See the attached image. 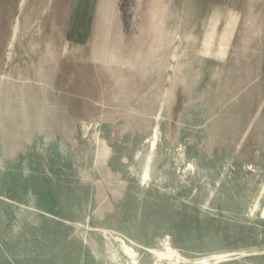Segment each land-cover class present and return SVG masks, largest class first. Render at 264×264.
I'll list each match as a JSON object with an SVG mask.
<instances>
[{
  "label": "rangeland",
  "instance_id": "obj_1",
  "mask_svg": "<svg viewBox=\"0 0 264 264\" xmlns=\"http://www.w3.org/2000/svg\"><path fill=\"white\" fill-rule=\"evenodd\" d=\"M76 1L0 0V264H264V44L91 0V65L55 61Z\"/></svg>",
  "mask_w": 264,
  "mask_h": 264
},
{
  "label": "crops",
  "instance_id": "obj_2",
  "mask_svg": "<svg viewBox=\"0 0 264 264\" xmlns=\"http://www.w3.org/2000/svg\"><path fill=\"white\" fill-rule=\"evenodd\" d=\"M99 16L100 20L103 19L105 23L108 18L112 15V3L113 0H100ZM210 1L215 7L211 9L214 15L205 22V26L199 25L201 29H214L215 44H247L250 46L264 44V0H207ZM201 2V1H200ZM75 10L72 11L71 19L76 22V25L71 27L75 33L81 34L83 38L77 39L70 43H64L63 37L59 42L48 43L49 51L51 52V57H54L57 61L58 57H65L67 53L68 60L76 63L80 66L91 65V0H77ZM173 8V9H172ZM175 5H168V12H176ZM184 14L191 12V5L183 4L182 10H178ZM200 12L206 13L205 8H200ZM70 16V15H69ZM86 18V19H85ZM186 23V15L183 17ZM64 20L62 21L60 27L64 28ZM158 22V21H156ZM152 22L150 29H160L158 23ZM174 25L169 21L167 35L169 38L175 39L176 36V22ZM104 27V26H102ZM148 28V29H149ZM67 29V28H66ZM78 29V30H77ZM77 30V31H76ZM67 33V32H66ZM151 37L155 36V33L151 32ZM204 35V33H203ZM201 34V36H203ZM87 38H86V37ZM82 45L85 48L87 56L82 58L78 57V51H81L78 46ZM49 53V52H48ZM47 53V54H48ZM47 56V55H46ZM256 59V57H254ZM57 66L55 68L54 76L57 78L58 73L56 72ZM41 70H39L40 73ZM58 71V70H57ZM41 108L48 109L50 106L47 103H43ZM57 109H62L63 105H56ZM64 113V112H63ZM63 119V116L59 115Z\"/></svg>",
  "mask_w": 264,
  "mask_h": 264
}]
</instances>
